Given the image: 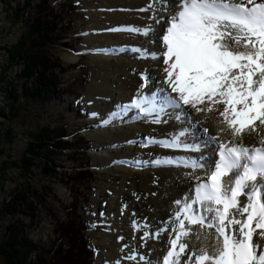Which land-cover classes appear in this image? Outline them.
Returning <instances> with one entry per match:
<instances>
[{
	"label": "bare ground",
	"instance_id": "1",
	"mask_svg": "<svg viewBox=\"0 0 264 264\" xmlns=\"http://www.w3.org/2000/svg\"><path fill=\"white\" fill-rule=\"evenodd\" d=\"M102 1L104 5L93 8L94 23L88 28L93 30L89 37V41L94 43L91 59L98 67L89 86L88 100L92 111L100 117L98 122H101L100 129L92 133L95 137V156L102 161L107 171L117 174L118 185L115 184L114 195L125 194L123 197L126 217L121 221L112 222L115 235L107 234L111 251L108 254H98L96 262L164 264V256L168 254L163 251L164 245L172 233L174 236L170 240L181 237L179 243H188L189 251L180 253L179 264H191L192 261L196 264L195 256L201 254L202 249H207L211 254L218 249V240L222 242V237H219L215 227H207V223L217 224L219 221L211 219L215 215L214 212L208 213L204 210L209 206L208 202L201 203L196 200L198 185L204 183V175L210 169H215V164L220 159V144L228 147L242 143L251 149L261 145V135L245 134L241 140H235L227 125L222 123L224 118L219 115L224 108L222 103L214 105L213 111L206 110L210 103L207 100L195 107L185 104L192 111L193 117L189 118L182 114L180 107H173L167 100L158 103L161 92L155 93L159 89L154 92L147 85L146 76L151 74L153 77L158 71L164 78L163 82L165 79L168 82L167 72L160 69L158 60L148 55L156 46L153 48V44L148 43L159 41V26L170 27L172 18L181 10V3L176 5V0H169L164 6L165 0L150 1H155L156 4L160 1L161 4H157L161 7L158 14L157 5L152 3H149L151 11H145L148 8L144 6L145 0ZM103 7L105 11H98V8ZM137 9L140 11H136ZM129 29H147V37H143L142 32ZM122 38L130 41L131 46L125 48L124 46L129 44L126 40L122 41ZM223 42L232 51H248L243 44L235 46L232 37L226 36ZM145 54L147 55L144 56ZM157 57L160 59V55ZM75 59L71 57L68 62ZM136 72L139 77H135ZM144 76L145 78H142ZM143 96H147L148 100L143 99ZM132 99L135 104H132ZM146 102L148 103L145 104ZM197 108L201 111H197ZM141 132L147 134V138L138 146V134ZM194 163L200 166L193 167ZM137 166L141 168H136ZM229 178L225 177L224 182L227 183ZM125 180L129 181L123 191ZM135 183L142 193L139 196L134 194V190L138 191L135 189ZM184 200L185 204H191V209L185 210L184 202L180 205L177 203ZM239 200L241 205L247 203L246 196L239 197ZM130 204L134 205L137 213L139 212L137 215H134L130 208L127 209ZM211 206L219 207L223 211V205L217 206L213 203ZM157 207H163L164 210L159 212ZM198 208L202 209L200 216L206 218L203 227L197 225L199 223H190V220L200 217L193 215ZM229 212V218L234 216L236 219H244L239 211L236 214L234 209H230ZM133 218L138 219L137 230L122 226ZM183 218L185 225L182 227ZM178 222L180 224L176 225ZM225 225L227 232L239 227L227 225V220ZM183 232L190 234L183 235ZM178 251L180 252L179 247L176 252ZM173 257L171 264H176L177 258Z\"/></svg>",
	"mask_w": 264,
	"mask_h": 264
},
{
	"label": "rangeland",
	"instance_id": "2",
	"mask_svg": "<svg viewBox=\"0 0 264 264\" xmlns=\"http://www.w3.org/2000/svg\"><path fill=\"white\" fill-rule=\"evenodd\" d=\"M150 1L152 0H145L144 6L148 7L145 9L147 13L151 11L149 3L155 4V6L161 4L160 1L157 4L155 1ZM168 2L169 0L163 1L164 6ZM176 2L177 0L175 1L176 5L181 3V1ZM104 4L102 0H0V209L2 205L5 206L10 202L11 196L17 190H21L25 198V202L19 207L24 210L23 214L0 215V243L8 237L13 229L7 230L8 227L15 225L22 226L23 232L27 234L31 242L42 250H52L57 245V248H62L63 241L59 238H61L66 225L68 227L72 223L77 226L79 238L83 239L84 245L94 249L91 252L92 264H100L96 262L98 254H108L111 251L107 234L115 235L112 222L121 221L126 217L125 197H123L125 194L114 195V187L118 185L117 174L107 171L102 161L95 156V137L92 136V133L100 129L101 122H98L100 117L92 111L91 103L88 100L89 86L98 69L97 64L91 59L94 43L89 41V37L93 30L88 28L94 23L93 8ZM158 5L157 13L159 14L161 7ZM43 7L46 8L44 13L48 14L49 12L50 16L57 15L61 18L55 34H61L59 29L65 27L62 32L63 39L47 44L48 52L54 60H57L58 67H60V70L58 68L54 71L57 81L60 82L56 88L58 93L46 101L19 98L17 103H12L7 98L8 91L11 92L14 88L15 95L18 97L22 95L20 87L23 80L19 77L21 65L19 63L9 65L3 48L13 45L19 38L27 35V23L35 16L37 10ZM100 10L105 11V8H98V11ZM136 11L139 12L140 9ZM167 29L168 26H159V41L149 42L147 40L149 45L153 44V48L154 45L156 46L148 55H151L156 61L158 60L159 67L164 69V72L169 66L168 64L164 65L163 56L167 49L162 36L166 34ZM143 37H147V35L144 34ZM121 40L128 42L129 45H125V48L131 46L127 39L122 38ZM234 45L241 44L236 45L235 43ZM130 50L129 48V53H131ZM142 53L145 52L142 51ZM159 55L160 59L157 57ZM71 57H75V61L68 62ZM139 76V73L136 72L135 77ZM146 77L147 85L154 92L155 89H159L155 93L161 92L165 98L171 97L179 100V93L172 91V86L166 79L163 82L164 78L159 71L153 77L151 74ZM26 86L28 85L26 84ZM148 86L147 88H149ZM147 95L149 96V94ZM146 97L143 96V99ZM155 99L157 100V98ZM160 99L158 101L161 103ZM132 101L135 100L132 99ZM10 107L14 108V115H9ZM179 107L184 116L193 117L192 111L183 104V101H180ZM196 124L201 127L199 123ZM60 127L63 128L67 136L69 149L56 152L51 158L54 170L43 174L45 164L43 156L46 153L43 150L32 149V152H37V156L31 159L30 153L25 154V152L28 149L31 150L34 135H39L40 128L51 129L54 134L55 128ZM146 138L147 134L139 133L138 139L140 140L136 144L141 145ZM20 157L28 159V161L31 160L27 173L20 168ZM2 161H5L6 165L2 166ZM47 166L52 168L49 164ZM136 168L141 167L137 166ZM128 181L125 180L123 191L126 189ZM134 185L135 189H138V191L134 190V194L141 195L140 188H137L136 183ZM31 191H35V195ZM183 202L184 207L185 200L181 201L179 205ZM133 204L128 205L127 209L130 208V211L137 215L139 212H136ZM173 209L175 210V208ZM206 209L204 208L205 211ZM157 210L162 212L164 208L157 207ZM237 212L238 210L234 209V213L237 214ZM26 213H33L34 217L30 219L26 217ZM201 213L202 209L198 208L196 214L200 216ZM178 214L181 215V212ZM184 220L185 218L182 219L183 225H185ZM124 224L122 226L127 229H138L137 218ZM179 224L180 222L176 225ZM173 236L174 234L170 233L167 237V243L163 249L165 253L173 250L172 240H170ZM176 240L179 244L181 237ZM185 251L188 252L189 249L186 247ZM49 252L46 255L48 258ZM163 254H161V258H163ZM192 254L190 251V255ZM167 255L165 254L164 258ZM0 264H4L2 257H0ZM191 264H194V261Z\"/></svg>",
	"mask_w": 264,
	"mask_h": 264
},
{
	"label": "snow or ice",
	"instance_id": "3",
	"mask_svg": "<svg viewBox=\"0 0 264 264\" xmlns=\"http://www.w3.org/2000/svg\"><path fill=\"white\" fill-rule=\"evenodd\" d=\"M226 36L248 51L230 50L223 42ZM163 42L168 82L172 91L179 93V100L161 96V101L166 99L176 107L183 101L195 107L207 100V111L222 103L219 115L235 140L245 134L261 135V147L220 144L211 185H198L196 200L208 202L206 210L215 213L211 219L219 221L209 222L207 227H215L222 242L218 240L219 247L211 254L202 249L195 256L196 264H264V0H181V10L172 18ZM225 177H230L227 183ZM241 196H246L247 203L241 205ZM213 203L223 205V211L213 208ZM191 207L185 204V210ZM230 209H237L246 219L229 218ZM205 219L200 216L190 223L203 227ZM225 220L227 225H238V229L227 232ZM171 245L173 250L164 264H171L174 255L179 264V255L187 245L177 240ZM177 246L180 252H174Z\"/></svg>",
	"mask_w": 264,
	"mask_h": 264
},
{
	"label": "trees",
	"instance_id": "4",
	"mask_svg": "<svg viewBox=\"0 0 264 264\" xmlns=\"http://www.w3.org/2000/svg\"><path fill=\"white\" fill-rule=\"evenodd\" d=\"M45 9V7L38 9L35 16L29 20L25 37H21L13 45L3 48L9 65L14 63L21 65L19 77L23 80L20 87L22 95L21 97L15 95L14 88L11 92L8 91L7 98L12 103H17L19 98L46 101L58 93L56 88L60 82L57 81L54 71L58 68L60 70V67H58L57 60H54L48 52L47 44L63 39L62 32L65 27L59 29L61 34H55L61 18L57 15L50 16L49 12L48 14L44 13ZM9 115H14V108L10 107ZM39 131L41 134L34 135L31 150L28 149L25 154L30 153L29 157L34 159L37 152H32V149L43 150L46 153L43 156L45 161L43 174H46L54 170V163L51 159L53 155L56 152L69 149V142L61 127L55 128L54 134L48 128H40ZM19 163L20 168L27 173L31 160L28 161V159L20 157ZM1 164L4 166L6 162L2 161ZM31 193L35 195V191H31ZM24 199L23 192L17 190L11 196L10 202L5 206L2 205L0 215L23 214L24 210L19 207L25 202ZM25 215L30 219L34 217L33 213ZM70 224L71 226L68 227L66 225L61 238H59L63 241V247L57 248V245L55 249L47 251L33 244L27 234L23 232L22 226L10 225L7 230L13 228L11 233L0 243V257L4 264H92L91 252L94 249L84 245L83 239L79 238L77 226ZM48 251H50L49 258L46 257Z\"/></svg>",
	"mask_w": 264,
	"mask_h": 264
}]
</instances>
